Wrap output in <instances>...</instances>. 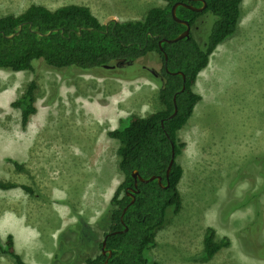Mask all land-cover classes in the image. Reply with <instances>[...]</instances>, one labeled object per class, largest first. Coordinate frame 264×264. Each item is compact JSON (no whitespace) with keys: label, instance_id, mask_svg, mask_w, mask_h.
<instances>
[{"label":"rangeland","instance_id":"1","mask_svg":"<svg viewBox=\"0 0 264 264\" xmlns=\"http://www.w3.org/2000/svg\"><path fill=\"white\" fill-rule=\"evenodd\" d=\"M32 4L50 10L86 6L106 25L142 20L147 10L166 2L0 0V17L19 15ZM213 21L207 13L192 28L201 45ZM34 68L0 70V181L31 190L0 189V240L15 236L20 252L34 264H61L70 256L66 228L78 219L94 225L123 181L119 142L108 132L129 116L164 109L158 98L161 79L151 73L161 72L162 60L151 53L125 71L97 74L56 70L42 61ZM124 74L136 78L118 77ZM33 80L36 113L23 128L21 110L12 103ZM193 90L201 100L178 133L185 144L177 157L183 168L182 208L178 214L168 210L147 255L158 264H264L257 255L264 248V0L242 1L236 31L214 51ZM208 228L215 241H229L211 259L204 251ZM95 231L99 241L103 232ZM5 257L0 254V261L14 264Z\"/></svg>","mask_w":264,"mask_h":264},{"label":"trees","instance_id":"2","mask_svg":"<svg viewBox=\"0 0 264 264\" xmlns=\"http://www.w3.org/2000/svg\"><path fill=\"white\" fill-rule=\"evenodd\" d=\"M163 1L166 2L165 6L150 8L142 20L114 22L107 27L88 7L73 4L55 10L32 4L19 15L0 17V70L34 71V62L42 61L56 70L71 68L97 74L114 69L125 71L151 53L159 54L162 60L164 81L159 82L158 98L164 109L146 117L129 116L121 120L119 128L108 132L109 138L119 142L118 167L123 181L94 225L78 219L76 224L66 228L70 235L65 238V250L71 258L69 256L61 264H103L107 255L102 253V242L108 234L106 250L111 251L112 255L107 264H158L152 262L147 253L157 244L156 233L166 223L168 210L178 214L182 208L179 184L183 168L177 157L185 144L178 138V133L201 100L193 90L199 74L208 67L217 47L236 31L243 0H205L206 9L200 13L179 6L177 17L187 21L190 26H195L207 13L212 14L214 21L210 33L202 45L191 33L175 43L163 42L159 47L162 38L174 39L186 29L171 15L172 6L180 0ZM184 2L197 8L202 6L199 1ZM21 24L24 25L22 32L14 38H7ZM50 31L52 33L48 36L37 33L47 34ZM118 77L136 78L135 74ZM36 89L37 84L33 80L22 97L12 103L13 108L21 110L23 128L36 113ZM174 97L177 113L172 116ZM173 150L175 162L167 180L166 169ZM11 162L18 170L22 169L18 162ZM133 170H137L146 180L160 176L162 186L157 180L138 182L135 202L122 216L124 208L131 201L127 192L129 188H134ZM17 187L31 192L28 187L0 181L1 190ZM95 227L103 232L99 241ZM126 228L127 231H124ZM227 246V239L217 242L214 230H206V258L211 259ZM96 250L97 253H94ZM0 254L11 258L14 264H29L16 251L11 234L6 236L4 242L0 240ZM257 255L264 258V248L258 249ZM56 259L57 252L53 255V260Z\"/></svg>","mask_w":264,"mask_h":264},{"label":"water","instance_id":"3","mask_svg":"<svg viewBox=\"0 0 264 264\" xmlns=\"http://www.w3.org/2000/svg\"><path fill=\"white\" fill-rule=\"evenodd\" d=\"M187 1H200L202 3V6L201 7H194V6H191V5H188V4H185L183 3L182 1H178L176 2L173 6H172V9H171V15H172V18L179 24L181 25H184L186 27V29L180 34L178 35L176 38L174 39H166V38H162L160 41H159V47H161L162 43L163 42H167V43H175L179 40H182L183 38H186V37H189L190 34H191V26L190 24L187 22V21H184V20H181L177 17V14H176V11H177V8L179 6H183V7H186L192 11H195V12H202L206 9V2L205 0H187ZM114 22H117L116 20H111L109 23L106 24V27L110 24V23H114ZM23 24L19 25L17 31L14 33V34H11L9 36H7V38L11 39V38H14L15 36H18L21 32H22V29H23ZM31 28V27H30ZM40 36H48L52 33V31H50L49 33L47 34H42L41 32H37ZM80 34V32L78 33ZM151 34V33H149ZM155 37V36H154ZM164 57H165V61H167V55L164 54ZM178 74H182L181 72H179ZM183 75V74H182ZM183 80L185 81V77L183 76ZM185 89V86H183L182 90ZM174 103H175V109H174V113L172 116H174L176 113H177V107H176V101H175V97H174ZM175 162V153H174V150L172 151V155H171V159L169 161V164L167 166V169H166V179L168 180L169 178V175H170V171H171V168L173 166ZM132 177L134 179V188H129V191L127 192V195L131 198V201L129 203L128 206H126L123 210V213H122V216L125 214V212L127 211L128 207L132 204H134L135 202V196H134V193L137 192V190L135 188H137V184L138 182H141V183H147L149 181H153V180H157L158 183L162 186V181H161V177L160 176H152L150 177L149 179H144L140 176V174L138 173L137 170H133L132 172ZM124 231H127V228L124 229ZM117 232L113 233V234H116ZM109 236L106 235L105 238L103 239V242H102V253L103 255H107V259L105 260V262L103 264H107L108 263V260L109 258L111 257L112 253L111 251H107L106 250V243H107V237Z\"/></svg>","mask_w":264,"mask_h":264},{"label":"crops","instance_id":"4","mask_svg":"<svg viewBox=\"0 0 264 264\" xmlns=\"http://www.w3.org/2000/svg\"><path fill=\"white\" fill-rule=\"evenodd\" d=\"M13 237H14V243H15L16 251L18 252V254L21 255V257L23 258V260H24L25 262L29 261V260H27V259L25 258V255H24L22 252H20L19 247H18V239H17L15 236H13ZM4 257H5V256H4ZM5 258H6V257H5ZM9 262H10V264H12L11 261H9ZM29 262H30V263H29ZM29 262H27V263H29V264H34V263L31 262V261H29ZM0 264H5V263H4L3 260H1V261H0Z\"/></svg>","mask_w":264,"mask_h":264},{"label":"flooded vegetation","instance_id":"5","mask_svg":"<svg viewBox=\"0 0 264 264\" xmlns=\"http://www.w3.org/2000/svg\"><path fill=\"white\" fill-rule=\"evenodd\" d=\"M180 1H182L183 3H185L184 2V0H180ZM185 1H187V0H185ZM188 2V1H187ZM200 2V1H199ZM185 4H187V3H185ZM203 12V11H202ZM195 26H191V32H192V28H194ZM162 69V68H161ZM151 73L155 76V77H159L160 79H161V81H164V78H163V74H162V71L160 72V73H155L154 71H151Z\"/></svg>","mask_w":264,"mask_h":264},{"label":"bare ground","instance_id":"6","mask_svg":"<svg viewBox=\"0 0 264 264\" xmlns=\"http://www.w3.org/2000/svg\"><path fill=\"white\" fill-rule=\"evenodd\" d=\"M2 99V98H1Z\"/></svg>","mask_w":264,"mask_h":264}]
</instances>
